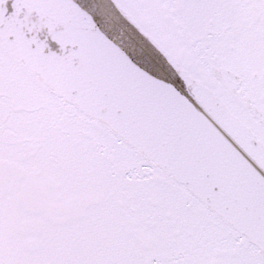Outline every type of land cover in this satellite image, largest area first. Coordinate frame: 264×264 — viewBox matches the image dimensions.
<instances>
[{"label":"snow or ice","instance_id":"1","mask_svg":"<svg viewBox=\"0 0 264 264\" xmlns=\"http://www.w3.org/2000/svg\"><path fill=\"white\" fill-rule=\"evenodd\" d=\"M0 264H264V0H0Z\"/></svg>","mask_w":264,"mask_h":264}]
</instances>
